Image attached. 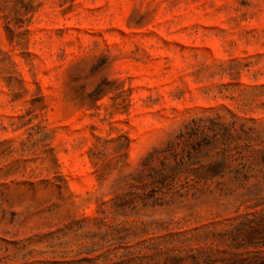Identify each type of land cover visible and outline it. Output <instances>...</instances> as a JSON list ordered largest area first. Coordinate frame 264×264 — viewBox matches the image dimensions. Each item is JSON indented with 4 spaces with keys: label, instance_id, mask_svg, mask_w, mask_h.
Segmentation results:
<instances>
[{
    "label": "rangeland",
    "instance_id": "obj_1",
    "mask_svg": "<svg viewBox=\"0 0 264 264\" xmlns=\"http://www.w3.org/2000/svg\"><path fill=\"white\" fill-rule=\"evenodd\" d=\"M0 264H264V0H0Z\"/></svg>",
    "mask_w": 264,
    "mask_h": 264
}]
</instances>
